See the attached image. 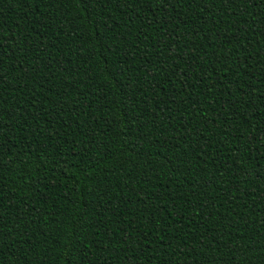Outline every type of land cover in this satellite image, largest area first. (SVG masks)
<instances>
[{
  "label": "trees",
  "instance_id": "obj_1",
  "mask_svg": "<svg viewBox=\"0 0 264 264\" xmlns=\"http://www.w3.org/2000/svg\"><path fill=\"white\" fill-rule=\"evenodd\" d=\"M0 264H264V0H0Z\"/></svg>",
  "mask_w": 264,
  "mask_h": 264
}]
</instances>
